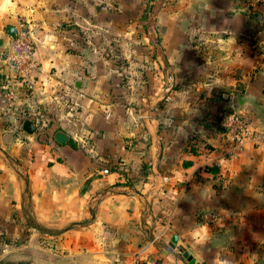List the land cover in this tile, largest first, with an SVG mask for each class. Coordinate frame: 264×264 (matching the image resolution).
<instances>
[{
	"label": "crops",
	"instance_id": "obj_1",
	"mask_svg": "<svg viewBox=\"0 0 264 264\" xmlns=\"http://www.w3.org/2000/svg\"><path fill=\"white\" fill-rule=\"evenodd\" d=\"M23 18L39 70L11 110L0 95V264H264V143L218 122L264 130V13L0 0V66Z\"/></svg>",
	"mask_w": 264,
	"mask_h": 264
},
{
	"label": "built area",
	"instance_id": "obj_2",
	"mask_svg": "<svg viewBox=\"0 0 264 264\" xmlns=\"http://www.w3.org/2000/svg\"><path fill=\"white\" fill-rule=\"evenodd\" d=\"M246 6L250 11L264 13V0H246ZM34 54L28 22L24 18L20 19L16 25V37L12 39L11 48L0 66V95L8 110L20 101L21 95L27 99L34 92L35 77L39 70ZM170 90L168 87L166 93ZM221 125L227 131L234 149H242L247 143H264V130L252 125L250 118L239 111L232 110L224 114ZM108 171L107 168L103 169V173ZM201 217L206 222H214L217 219L214 211H204ZM0 244L2 252L10 248L9 243L4 240H1Z\"/></svg>",
	"mask_w": 264,
	"mask_h": 264
},
{
	"label": "water",
	"instance_id": "obj_3",
	"mask_svg": "<svg viewBox=\"0 0 264 264\" xmlns=\"http://www.w3.org/2000/svg\"><path fill=\"white\" fill-rule=\"evenodd\" d=\"M6 33L14 39L16 37V29L14 26L8 25L6 27ZM22 130L27 133L31 134L34 131V122L31 120H25L22 123ZM177 241V236L174 235L172 237V244L171 246L176 247L175 243ZM181 249V248H180ZM182 250V249H181ZM183 256L189 261L190 264H194V259L190 256V254L187 251H183ZM18 264H22V262H19Z\"/></svg>",
	"mask_w": 264,
	"mask_h": 264
},
{
	"label": "trees",
	"instance_id": "obj_4",
	"mask_svg": "<svg viewBox=\"0 0 264 264\" xmlns=\"http://www.w3.org/2000/svg\"><path fill=\"white\" fill-rule=\"evenodd\" d=\"M252 12H254V14H259L260 12L258 11V12H256V11H252ZM231 110H227V111H224V113L222 114V115H220V117L218 118V122L221 124V121H222V117H223V115L224 114H226L227 112H230ZM7 243H9V240H7V239H4Z\"/></svg>",
	"mask_w": 264,
	"mask_h": 264
}]
</instances>
